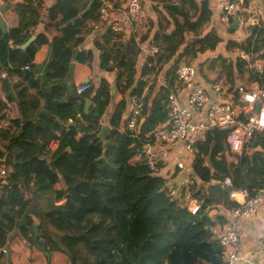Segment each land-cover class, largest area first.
<instances>
[{"label": "trees", "instance_id": "1", "mask_svg": "<svg viewBox=\"0 0 264 264\" xmlns=\"http://www.w3.org/2000/svg\"><path fill=\"white\" fill-rule=\"evenodd\" d=\"M148 1L155 21L145 16L137 26L143 32L126 34L108 25L94 31L103 2L114 9V0H54L46 10L45 0H0V6L7 4L0 13V165L5 170L0 251L16 231L49 257L65 254L68 264H161L162 253L168 264H224L209 234L223 222L220 216L211 220L207 212L236 205L228 189L211 181L227 176L234 189L250 196L264 189V133H254L247 145L252 153L238 164L227 159L221 142L208 137L192 166L204 186L202 196L194 194L201 204L196 215L165 195L166 181L151 174L139 153L146 134L166 121L167 95L178 66L195 67L197 57L215 52L222 39L209 29L210 0ZM248 32L245 40L227 48H242L260 60L261 73L222 56L206 65L222 74L230 89L235 81L264 88V29L250 27ZM31 36L34 40L26 45ZM91 39L98 69L113 74L118 98L108 111L105 133L101 119L113 96L107 80L85 81L89 89L82 94L68 83L73 63L90 65V50L83 46ZM142 45L156 52L138 70ZM165 68V87L156 88V75ZM195 68L197 79L200 68ZM12 78L31 93L34 117L29 121L20 112L28 103L26 89L14 90ZM132 96L144 102L138 135L120 131Z\"/></svg>", "mask_w": 264, "mask_h": 264}, {"label": "built area", "instance_id": "2", "mask_svg": "<svg viewBox=\"0 0 264 264\" xmlns=\"http://www.w3.org/2000/svg\"><path fill=\"white\" fill-rule=\"evenodd\" d=\"M124 1L123 11L130 23L141 22L145 12L140 0ZM212 8L218 11V20L225 28L229 29L234 16H237L236 30L239 32L246 30V27L264 29L263 12L258 6L246 5L243 0H213ZM111 11L112 5L103 2L98 13L99 23L94 25V31L99 30L102 25H108L114 33L124 31L121 24L110 19ZM152 53H155L154 49ZM234 58L246 62L256 73L262 72V62L244 49H236ZM195 67L182 63L176 69V84L166 100V121L146 134L147 140L139 153L151 174L166 181L165 195L178 200L191 215L200 212L201 204L194 194L202 196L204 188L203 182L194 176L192 166L200 147L206 143L209 136L212 137L211 131H225L220 142L227 159L235 164H238L244 155L252 153L253 150H249L247 145L254 133H264V88L257 83H250L238 84L230 89L229 85L216 81L211 86V97L196 83ZM4 77L5 74H2L1 78ZM147 78L144 77L143 80ZM88 89L89 84L84 82L77 85L76 92L82 94ZM143 108L142 97L129 98L121 132L126 131L133 135L140 133ZM176 145H179L178 149H174ZM256 150L261 151L260 148ZM262 153L264 155V152ZM168 165L171 170H165ZM205 165L207 166L206 163ZM170 171L173 172L168 176ZM4 174L5 170L0 165V178ZM174 175L179 176V181L172 185ZM216 182L228 189V198L236 206L223 210L226 212L227 221L210 228L209 234L220 248L223 263L236 264L241 254L236 223L240 220H250L258 214L262 205L260 193L264 192V189L250 196L247 190L234 189L231 178L227 176L211 181Z\"/></svg>", "mask_w": 264, "mask_h": 264}, {"label": "crops", "instance_id": "3", "mask_svg": "<svg viewBox=\"0 0 264 264\" xmlns=\"http://www.w3.org/2000/svg\"><path fill=\"white\" fill-rule=\"evenodd\" d=\"M21 1V0H16ZM118 6L113 9L110 12V19L113 21L118 22L121 24V26L124 29V33L129 34L133 30L140 32H143L144 30L138 29V23H130L129 19L126 17L124 13V6L125 1L124 0H114ZM198 2L201 0H197ZM211 1V7H212V1ZM141 5L144 9L146 18H150L153 21H155V16L151 12V3L148 0H140ZM54 3V0H45V10L48 6ZM246 5H252V6H258L262 9V12L264 11V0H246ZM46 15L42 17V24L45 21ZM264 17V15H263ZM219 13L218 11L214 10L213 16L210 20L209 29H213L218 36L222 39V43L218 45L215 52H207L204 55H199L197 59L194 61V64L196 67H198L199 71L202 69L204 70L203 74L198 73L197 74V83L202 86L208 94L213 97L211 92V86L215 81L210 80L209 78L205 77V71H206V64L204 65L206 60L209 59H215L217 56H222L224 58H228L230 60H234V50H230L229 53L227 51V44L234 41L236 39V43H238V38H240V42L245 40V38L249 35L248 27H246V30L244 29L242 32L239 31H230V28H225L218 20ZM1 21H4V18L0 16V23ZM40 25V29L41 26ZM136 25V28H133V26ZM40 29H37L39 31ZM95 34V33H94ZM93 34V36H94ZM92 40V39H91ZM85 42L83 49L85 51L90 50L89 57H87V61L89 62V66L82 65L79 63H73L71 74L68 79V83L79 85L87 80H92L95 84L99 82L101 78H105L107 82L109 83L110 87L114 84V77L113 74L104 73L98 69V60L96 52L93 49V40ZM156 52V49H154ZM153 49L149 50L146 46H141V54L137 61V69L139 70L142 64L144 63V60L147 56L152 55ZM166 68L161 70L156 75V88L159 87H165V78H164V71ZM208 70V69H207ZM207 72V71H206ZM208 72H211L208 70ZM215 72V71H214ZM154 76H151L150 79L152 80ZM149 79V80H150ZM223 83L224 80H221ZM12 84L13 89L18 90L19 88H23V84L16 78H12ZM176 84V79L174 86ZM226 84V83H225ZM243 84L240 82L235 81V85ZM23 89H26V93L24 96L26 97V101L28 102L25 104L21 109V117L23 120L29 121L34 117V110L31 106V93L27 90L26 87ZM156 91V90H155ZM118 101V98L115 97V101L111 99V103L108 106L107 112L112 110V105H115ZM166 108V107H165ZM110 113L107 116V121L109 119ZM103 116L101 119V125H102V133L106 132V129L109 130V124H105L103 121V118L105 119L106 116ZM145 118L140 119V123H144ZM141 124V125H142ZM121 129V128H120ZM219 132H222V130H217ZM213 137V135H212ZM214 138V137H213ZM220 142V141H219ZM179 145H176L174 149H178ZM172 161V158L170 159ZM166 169H170V166L168 165L165 167ZM173 171L169 172L170 176ZM193 172V169H192ZM194 173V172H193ZM172 179H176V183L179 181V176L174 175L172 176ZM259 192V191H258ZM263 194V195H262ZM262 197V205L260 206L258 214L250 219V220H240L236 223V228L238 231V235L240 238V244H241V254L240 259L236 262V264H264V250H263V241H264V192L260 193ZM64 200L60 203H63ZM224 209L221 207H213L211 210L207 212L208 218L211 220H215L217 216H220L222 219V222L227 221L226 212L223 211ZM216 222V221H215ZM221 222V223H222ZM220 223V221H219ZM222 223V224H223ZM220 225V224H218ZM215 226V225H214ZM213 226V227H214ZM2 250H5V252H2ZM0 251V264H68L67 256L63 253H53L49 257L47 254L46 249H38L37 246L32 245L25 239L19 238V234L16 231H13L8 238V242L6 243L5 247ZM47 257V258H46Z\"/></svg>", "mask_w": 264, "mask_h": 264}, {"label": "rangeland", "instance_id": "4", "mask_svg": "<svg viewBox=\"0 0 264 264\" xmlns=\"http://www.w3.org/2000/svg\"><path fill=\"white\" fill-rule=\"evenodd\" d=\"M111 4H112V3H111ZM237 40L240 41L241 39L238 38ZM232 42H234V41H232ZM235 42H236V39H235ZM227 51H228V53H229L230 50L227 48ZM207 63H208V60L205 61L204 65H205V64L207 65ZM206 71H207V72H206ZM206 71H205V74H204L205 77H207V78H209L210 80H213V81H215V80H216V81L224 80L225 83L227 84V82H226V80H225V77L222 76V74L218 73L216 70H215V72H208L207 67H206ZM199 73H200V74H203V73H204V70L202 69L201 71H199ZM111 91H112V93H113L112 100L115 101V95H114L113 87H111ZM26 94H28V93H26ZM105 116H106V117H105V119L103 118V121H104L105 124H107V123H108V121H107L108 112H107V115H105ZM213 132L215 133V130H213ZM262 195H263V194H262ZM129 231L132 232V230H130V229H129ZM133 231H134V230H133ZM160 262H161V264H168L167 261H166V259H165V255H164V253H162V255H161V257H160ZM146 264H152V261H151V260H148V261H146Z\"/></svg>", "mask_w": 264, "mask_h": 264}, {"label": "water", "instance_id": "5", "mask_svg": "<svg viewBox=\"0 0 264 264\" xmlns=\"http://www.w3.org/2000/svg\"><path fill=\"white\" fill-rule=\"evenodd\" d=\"M6 6H7V4H2V5L0 6V13L4 11V9L6 8ZM237 24H238V18H237V16H234L233 23H232V24L230 25V27H229L230 30H231V31H236V29H237ZM34 38H35L34 36H31V37L28 39L26 45H29V44L34 40ZM87 105H88V104H87ZM258 109H259V106L257 105V106H256V110H258ZM126 113H127V110H126V112H125V115H126ZM211 134L213 135L215 141H216V142H219V141L222 140V138H223V136H224V134H225V131L219 132V131L215 130V133H214L213 130H212V131H211Z\"/></svg>", "mask_w": 264, "mask_h": 264}]
</instances>
